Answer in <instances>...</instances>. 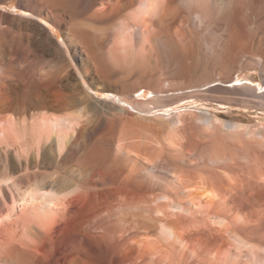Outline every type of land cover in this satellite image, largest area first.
Returning <instances> with one entry per match:
<instances>
[{
  "label": "bare ground",
  "instance_id": "1",
  "mask_svg": "<svg viewBox=\"0 0 264 264\" xmlns=\"http://www.w3.org/2000/svg\"><path fill=\"white\" fill-rule=\"evenodd\" d=\"M7 1L0 264H264V0Z\"/></svg>",
  "mask_w": 264,
  "mask_h": 264
},
{
  "label": "rangeland",
  "instance_id": "2",
  "mask_svg": "<svg viewBox=\"0 0 264 264\" xmlns=\"http://www.w3.org/2000/svg\"><path fill=\"white\" fill-rule=\"evenodd\" d=\"M12 1L17 4V2L19 0L7 1L6 4L3 5L2 9L6 12L15 13L16 9L13 8L14 4L13 3L11 4ZM19 12L22 13L23 11H19ZM56 36H57L56 39L58 41H60V43H61L62 42V36L57 31H56ZM248 76H250L251 79L253 78L254 80H257L258 84L261 82V76H260V73L258 71H254L252 73H250V72L240 73V77L243 78V81ZM251 85L257 86L256 83L255 84L253 83ZM261 86H262V84H261ZM96 96H98L100 98H109L108 95H106L102 92L96 94ZM146 98H148V96H146ZM194 105L197 106L198 108H204V109H206V107L210 108L212 113H214V111H215L213 108H216L217 112H222L223 114L226 115L227 119H229V120H234L237 117L238 118L243 117L246 120L251 119V121H250L251 125L257 124V123L264 120V113H260V112L256 111L255 109L250 110L247 108H240V107H228V106H224V105L220 106V105L215 104V103L205 102V101L202 102V101H198V100H196V102L190 101V102H186L185 104H182V106H184V107H192ZM176 107L177 106H175L174 108H176Z\"/></svg>",
  "mask_w": 264,
  "mask_h": 264
}]
</instances>
